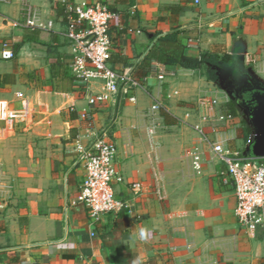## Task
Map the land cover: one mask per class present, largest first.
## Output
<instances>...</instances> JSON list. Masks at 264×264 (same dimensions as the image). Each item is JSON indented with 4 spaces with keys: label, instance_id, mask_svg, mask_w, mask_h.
<instances>
[{
    "label": "crops",
    "instance_id": "crops-1",
    "mask_svg": "<svg viewBox=\"0 0 264 264\" xmlns=\"http://www.w3.org/2000/svg\"><path fill=\"white\" fill-rule=\"evenodd\" d=\"M66 1L0 4V42L15 51L13 59L0 61V264H193L195 253L188 241L183 245L178 226L184 220L172 219L153 193L151 181L159 185L162 177L161 158L158 170L152 167L161 150L148 130L153 121L194 129L190 143L201 169L193 168L178 192L187 197V223L204 218L229 229L215 244V264H264V228L238 225L232 185L210 146L219 142L249 156L240 117H218L226 89L197 68L153 57L131 92L134 100L89 106L69 66ZM99 1L119 13L110 28L114 68L136 69L151 49L165 55L174 44L159 38L177 31L183 54L232 53L235 63L264 82V0ZM28 9L37 25L15 26ZM155 100L161 102L157 110ZM163 112L174 122L166 123ZM94 133L117 146L116 169L124 180L112 187L126 203L97 220L79 194L83 171L74 150L77 137L87 143ZM133 181L141 183L138 194L128 185Z\"/></svg>",
    "mask_w": 264,
    "mask_h": 264
},
{
    "label": "built area",
    "instance_id": "built-area-1",
    "mask_svg": "<svg viewBox=\"0 0 264 264\" xmlns=\"http://www.w3.org/2000/svg\"><path fill=\"white\" fill-rule=\"evenodd\" d=\"M10 1L0 0V4ZM118 18V12L99 0L66 1L65 38L73 55L69 66L73 75L81 82L89 106L126 98L134 100L131 92L141 84L131 67L114 68L110 64V28ZM13 24L28 28L37 25L34 14L29 9L21 23L13 21ZM14 57L13 46L7 41L0 42V61ZM157 77L162 80L164 75L159 73ZM177 93L178 91H173V94ZM160 107L161 102L155 100L152 109ZM218 117L222 120L232 118L222 113ZM250 140L251 136L246 143ZM210 146L216 159L223 165L221 175L224 181L232 185L235 197L234 215L238 225L250 231L256 227L264 228V158L243 156L219 142H212ZM74 150L76 163L81 165L83 171L79 194L90 217L97 220L103 214L124 208L126 203L115 196L112 187L114 181L124 180L116 169V144L94 133L87 143L77 137ZM192 166L195 171L199 172L201 169V157L197 152L192 153ZM128 185L134 194L141 192L140 182L133 181Z\"/></svg>",
    "mask_w": 264,
    "mask_h": 264
},
{
    "label": "rangeland",
    "instance_id": "rangeland-1",
    "mask_svg": "<svg viewBox=\"0 0 264 264\" xmlns=\"http://www.w3.org/2000/svg\"><path fill=\"white\" fill-rule=\"evenodd\" d=\"M217 86L219 89L223 88L220 84H217ZM148 130L150 135L156 138V147L161 149L154 152L152 162L153 169L158 170L159 158H161V182L157 185L158 180L157 182L151 181L157 202L164 212L172 214V219H175L178 215V219L180 217L184 220V222L178 224L184 239L181 242L184 243V246H187L185 243L187 244L188 241V248H193L195 253L193 264H215L214 260L218 257L215 244L218 243L219 237L229 232V229L225 225L220 227L219 225H210V223L203 222L204 218H194L187 223V197L186 194L183 195L180 191L178 192L180 183H186L187 174H190L193 169L191 162L194 148L190 142L194 129L185 124H177L172 127L153 121L150 123ZM197 172H195L197 175L202 173ZM175 173H178V175H175ZM186 258H188L186 255L182 257V259Z\"/></svg>",
    "mask_w": 264,
    "mask_h": 264
},
{
    "label": "trees",
    "instance_id": "trees-1",
    "mask_svg": "<svg viewBox=\"0 0 264 264\" xmlns=\"http://www.w3.org/2000/svg\"><path fill=\"white\" fill-rule=\"evenodd\" d=\"M110 9L114 10V8L112 7H110ZM64 20H66V14ZM177 34L178 32L174 31L159 38V41L161 43L167 41L170 44L173 43L174 45H171L172 47L169 49V51H166L165 55H155V53L151 51V49L149 54L143 58L141 64L136 69L132 68L133 73L137 78L144 77L145 74L150 70V59L153 57L170 64H179L182 67L197 68L200 70L201 74L206 77L207 80L214 82L216 85L220 84V76L223 73L231 72V70H233L235 60L233 59L232 53H224L219 56L209 52H202L198 57L187 56L183 54V45L177 43ZM220 111L222 114L230 115L232 118L240 117L244 138L247 141V139L252 134V125L248 119L246 111L238 103V101L229 95L228 100L220 104ZM162 115L166 123L174 122V120L168 119L169 116L167 113L163 112Z\"/></svg>",
    "mask_w": 264,
    "mask_h": 264
},
{
    "label": "water",
    "instance_id": "water-1",
    "mask_svg": "<svg viewBox=\"0 0 264 264\" xmlns=\"http://www.w3.org/2000/svg\"><path fill=\"white\" fill-rule=\"evenodd\" d=\"M240 68L243 76L235 72V82L239 85L242 79L250 82V86L244 90L242 100L238 101L245 105L252 125L251 140L247 143L246 150L249 156L264 158V82L256 79L246 68Z\"/></svg>",
    "mask_w": 264,
    "mask_h": 264
},
{
    "label": "flooded vegetation",
    "instance_id": "flooded-vegetation-1",
    "mask_svg": "<svg viewBox=\"0 0 264 264\" xmlns=\"http://www.w3.org/2000/svg\"><path fill=\"white\" fill-rule=\"evenodd\" d=\"M235 72L239 73L243 76V71L240 68L238 63H235L233 66V70L231 72H225L220 76V85L224 88L226 86V91L228 94L235 98L237 101H241L244 96V90L250 86V82L244 79L241 80V84H237L235 82ZM232 76V77H231ZM231 77V78H230ZM243 109L245 110V105L243 103L238 102ZM246 111V110H245Z\"/></svg>",
    "mask_w": 264,
    "mask_h": 264
}]
</instances>
